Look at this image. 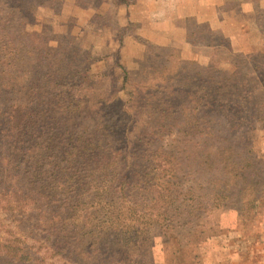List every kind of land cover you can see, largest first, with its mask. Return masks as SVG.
<instances>
[{
	"label": "trees",
	"instance_id": "obj_1",
	"mask_svg": "<svg viewBox=\"0 0 264 264\" xmlns=\"http://www.w3.org/2000/svg\"><path fill=\"white\" fill-rule=\"evenodd\" d=\"M36 2L0 0V210L19 195L23 203L14 202L29 211L18 213L41 243L32 250L7 235V264H44L50 255L66 264H154L153 223L169 264H205L203 243L221 233L217 214L264 220V175L240 151L246 130L264 124V93L253 85L264 81L261 68L198 70L186 81L183 66L179 77H167L169 68L144 83L123 70L108 92L110 81L69 54L49 61L48 39L26 28Z\"/></svg>",
	"mask_w": 264,
	"mask_h": 264
},
{
	"label": "rangeland",
	"instance_id": "obj_2",
	"mask_svg": "<svg viewBox=\"0 0 264 264\" xmlns=\"http://www.w3.org/2000/svg\"><path fill=\"white\" fill-rule=\"evenodd\" d=\"M35 1V16L26 28L48 39L49 61L58 65L64 54H69L70 61L76 65L83 67L87 64L95 73L110 81L106 87L108 92H115L121 86L123 70L127 71L128 80L136 83L157 79L165 75V69L169 68L174 72L168 73L167 77H179L183 66L186 71L181 77L186 81L185 76L191 77L198 70L202 72L210 68L230 72L237 70L246 75L247 68L252 69L255 65L264 72L263 42L260 43L262 47L240 51L233 49L230 41L232 53H229L220 34L209 32L206 25L190 19L191 22H182L180 29L183 31L179 26L169 27L167 19L157 16L159 5L152 0H140L139 3L138 0ZM188 3L182 2L183 5ZM167 9L159 13H168ZM75 51L78 55L72 57ZM239 53L251 60L248 67L242 64V58L234 57ZM258 81L255 79L253 85L258 83L257 90L264 93V81ZM127 89L138 91L134 86ZM122 95L127 97L124 92ZM246 131L240 151L243 156L253 159L264 175V124L255 123L251 130ZM207 152L211 162L217 165L218 149L210 147ZM17 199L23 203L16 195L11 197L9 205L5 201L0 210V246L7 235L13 234L26 241L32 250L38 249L40 235L30 228L23 212L18 213L21 208L24 212L29 210L18 207L14 202ZM217 217L221 233L201 247L205 264H264L263 218L256 217L251 223H242L241 214L229 209L220 212ZM214 232L213 228L211 236L215 235ZM150 237L154 264H169L167 259H172V256L162 250L158 224H152ZM4 252L0 248V264H7ZM67 260L50 255L44 264H66ZM173 264L184 263L175 258Z\"/></svg>",
	"mask_w": 264,
	"mask_h": 264
},
{
	"label": "crops",
	"instance_id": "obj_3",
	"mask_svg": "<svg viewBox=\"0 0 264 264\" xmlns=\"http://www.w3.org/2000/svg\"><path fill=\"white\" fill-rule=\"evenodd\" d=\"M152 1L159 5L157 16L167 19L169 27L180 29L183 21L191 19L206 25L209 32L228 38L232 48L240 51L262 47L260 43H264V0ZM183 1H189L188 5H183ZM166 7L168 13H159Z\"/></svg>",
	"mask_w": 264,
	"mask_h": 264
}]
</instances>
